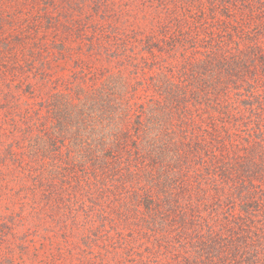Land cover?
Returning <instances> with one entry per match:
<instances>
[{"label":"trees","instance_id":"16d2710c","mask_svg":"<svg viewBox=\"0 0 264 264\" xmlns=\"http://www.w3.org/2000/svg\"><path fill=\"white\" fill-rule=\"evenodd\" d=\"M0 264H264V0H0Z\"/></svg>","mask_w":264,"mask_h":264}]
</instances>
